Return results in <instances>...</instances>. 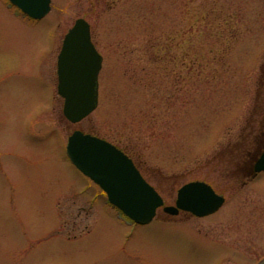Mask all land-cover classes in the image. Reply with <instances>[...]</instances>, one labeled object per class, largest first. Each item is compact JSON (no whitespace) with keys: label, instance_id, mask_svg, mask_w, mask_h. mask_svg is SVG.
<instances>
[{"label":"rangeland","instance_id":"1","mask_svg":"<svg viewBox=\"0 0 264 264\" xmlns=\"http://www.w3.org/2000/svg\"><path fill=\"white\" fill-rule=\"evenodd\" d=\"M51 1L33 22L0 0V264H257L264 173L243 188L227 163L264 117V0ZM78 18L103 67L97 109L71 124L54 67ZM76 129L126 151L166 205L191 181L226 204L132 224L68 158Z\"/></svg>","mask_w":264,"mask_h":264},{"label":"water","instance_id":"2","mask_svg":"<svg viewBox=\"0 0 264 264\" xmlns=\"http://www.w3.org/2000/svg\"><path fill=\"white\" fill-rule=\"evenodd\" d=\"M10 2L33 19H42L51 10V0ZM101 68L102 56L92 42L91 26L79 18L66 33L58 57V94L64 100L63 115L70 123H80L96 110ZM66 152L77 169L107 194L109 203L136 224L151 223L160 208L170 215L186 211L204 217L225 203V198L209 184L194 181L178 190L175 205H165L124 151L81 130L69 136ZM257 170H264V156ZM259 264H264V260Z\"/></svg>","mask_w":264,"mask_h":264},{"label":"flooded vegetation","instance_id":"3","mask_svg":"<svg viewBox=\"0 0 264 264\" xmlns=\"http://www.w3.org/2000/svg\"><path fill=\"white\" fill-rule=\"evenodd\" d=\"M8 7L14 8L20 14L24 15L26 17V19H29L25 14H23L20 10L13 7L9 3H8ZM32 21L38 22L36 20H32ZM39 21H41V20H39ZM57 44H58V47H57V53L55 52L56 53V62H55V67H54L55 72H56V80H57L56 91H57V86H58V77H57L58 57H59V54H60L61 49H62V41L60 43H59V41H57ZM40 60H41V58H39V61ZM54 88H55V84H54ZM255 110H256V107H255ZM246 130H249V131H247L248 135H247V138L245 140L246 148L243 150H239L234 155L232 154L233 157H231V159L228 161L227 166L231 169L232 172H234L233 177L235 178V181L238 185H241V187H243V188H245V187L250 188V184L253 183L256 179H258V177L261 174L264 173V170H260V171L257 170V166L264 156V117H262V119L257 121L255 115H251L247 119ZM221 195H223V194H221ZM225 200H226V197H225ZM174 203H175V200H174ZM225 204H226V201L223 204V206ZM217 212H215V213H217ZM215 213H213V214H215ZM213 214H211V215H213ZM211 215L204 216V217H196L190 212L180 211L179 214H177L176 216L167 215V217L169 218V222H173L175 220V217H179V216H184L187 218L188 217L189 218H196V219L201 220V219H204V218L209 217ZM263 217H264V215H263ZM248 218L251 220L250 229L254 232H258L257 235H255V233H253L251 235L250 239H252V242H259L258 245L264 246V237H263V235H264V218H262V216L261 217H255V215L251 214V213H250ZM263 259H264V256L257 262V264L260 263ZM224 262L226 264L227 260L225 259Z\"/></svg>","mask_w":264,"mask_h":264}]
</instances>
